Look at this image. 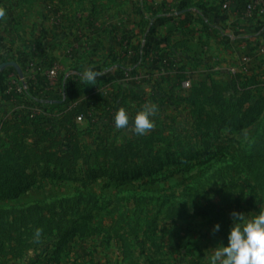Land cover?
Returning a JSON list of instances; mask_svg holds the SVG:
<instances>
[{"label":"rangeland","instance_id":"obj_1","mask_svg":"<svg viewBox=\"0 0 264 264\" xmlns=\"http://www.w3.org/2000/svg\"><path fill=\"white\" fill-rule=\"evenodd\" d=\"M164 2L175 5L0 0V264H208L232 212L264 207V43L248 89L213 98L239 65L198 45L186 19L168 28L182 29L180 50H152L163 25L144 15ZM152 104L154 127L137 135L134 117Z\"/></svg>","mask_w":264,"mask_h":264},{"label":"crops","instance_id":"obj_2","mask_svg":"<svg viewBox=\"0 0 264 264\" xmlns=\"http://www.w3.org/2000/svg\"><path fill=\"white\" fill-rule=\"evenodd\" d=\"M176 1L173 3L175 5L162 3L160 14L154 17L151 13L145 12L144 17L150 18L148 25H163L160 38L147 39V35L145 36L147 39L145 42H148L152 50L160 52L162 49L168 51L172 47H177L174 43L183 38L182 29L174 31L178 34V37L174 38L172 36L174 33H170L168 28L186 19L190 22H186V25L192 27V39H195L198 45H205L207 49L216 51L215 54H222L229 63H237L241 71L259 70L264 43V13L255 14L250 20H244L236 12L235 6L241 7L248 0H186L183 4L181 0H178L181 1L179 4H176ZM224 3L230 4L231 7L224 8ZM171 6H174V10ZM133 17L135 19L136 15Z\"/></svg>","mask_w":264,"mask_h":264},{"label":"clouds","instance_id":"obj_3","mask_svg":"<svg viewBox=\"0 0 264 264\" xmlns=\"http://www.w3.org/2000/svg\"><path fill=\"white\" fill-rule=\"evenodd\" d=\"M6 11L0 8V19ZM100 73L92 67H87L81 73L82 82L94 85ZM156 111V105H145L137 111L134 117V131L144 135L154 127L151 119ZM115 127L126 129L129 126V116L125 108L120 107L114 115ZM258 212L246 215L244 212H232V223L227 234V243L219 242L212 248L208 256V264H264V207ZM220 230V224L214 225V231Z\"/></svg>","mask_w":264,"mask_h":264},{"label":"built area","instance_id":"obj_4","mask_svg":"<svg viewBox=\"0 0 264 264\" xmlns=\"http://www.w3.org/2000/svg\"><path fill=\"white\" fill-rule=\"evenodd\" d=\"M224 8H230L231 5L228 3L223 4ZM236 7V12H238L244 20H250L253 15L255 14H262L264 13V0H248L243 3L241 7ZM73 48L75 47L74 45L72 46ZM77 48V47H76ZM59 69H60V62L54 61L53 64L47 69L46 72V78H45V84L48 87H53L57 81L59 80ZM21 80L20 83L14 81V90L17 93H23L24 89H26L29 86V81L24 77V78H19ZM32 79V84L35 83L36 78L34 75L31 77ZM186 86H189V82H185ZM87 118L86 114L80 113L76 117L77 122H82L85 121Z\"/></svg>","mask_w":264,"mask_h":264},{"label":"trees","instance_id":"obj_5","mask_svg":"<svg viewBox=\"0 0 264 264\" xmlns=\"http://www.w3.org/2000/svg\"><path fill=\"white\" fill-rule=\"evenodd\" d=\"M182 21L183 20H180L179 23H182ZM169 32L171 33L172 31L169 29ZM182 45H183V43H182V41L180 42V40H178L174 43V46H177V47L182 46ZM255 74H256L255 72L245 73V72L240 71V72L236 73L232 83H228L227 85L215 84L212 88H209V91H210L211 95L213 96V98H216V96L225 97L226 93L232 94L231 92H234V93L239 92L240 93V92L246 91L248 89V86L250 85V82L255 80L254 76L255 77L258 76L257 74L256 75ZM241 76H244V78H245L244 83L239 82V80H238ZM71 113H75V112L72 111ZM80 113H84V111L82 109L78 108L76 111V114H75V120H76V117L78 116V114H80ZM84 114H86V113H84ZM221 117L228 119V115L221 116Z\"/></svg>","mask_w":264,"mask_h":264}]
</instances>
